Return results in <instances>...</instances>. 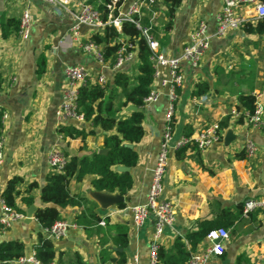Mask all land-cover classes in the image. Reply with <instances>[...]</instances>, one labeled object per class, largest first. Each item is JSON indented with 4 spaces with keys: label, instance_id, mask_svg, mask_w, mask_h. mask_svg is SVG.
Returning <instances> with one entry per match:
<instances>
[{
    "label": "crops",
    "instance_id": "1",
    "mask_svg": "<svg viewBox=\"0 0 264 264\" xmlns=\"http://www.w3.org/2000/svg\"><path fill=\"white\" fill-rule=\"evenodd\" d=\"M132 1L127 0L124 8L127 9ZM84 4H88V0H70L65 8L44 0H0V107L9 114V120L1 126L5 158L0 167V182L5 188L13 178L23 180L18 186L21 194L17 205L25 215L32 205L37 210L47 206L41 200V189L53 173L48 163L53 149L79 158L104 150L105 133L99 130L96 136L88 137L86 145L80 139L64 140L58 134V127L63 125L58 122L57 111L66 84V68L83 66L92 77L102 74L107 80L115 73L86 55L78 45V41L87 42L97 33L85 26L77 36L72 31L73 14ZM157 5L159 16L154 36L160 51L178 56L200 21L207 24L210 34L216 32L223 2L181 0L169 27L165 6L161 0ZM27 9L32 15L30 38L23 40L19 32L5 38L2 24L8 20L20 21ZM237 13L247 18L243 28L213 38L196 69L188 65L182 67L184 83L178 89L175 103L174 142L184 136H196L202 129L220 124L228 116L230 125L222 129V140L207 150L186 147L170 155L163 198L173 204L176 222L163 233L161 248L167 253L166 257L174 255L178 239L190 252L188 235L198 232L201 222L209 221L225 225L230 238L224 243V255L212 257L207 264H264V216L254 213L244 218L241 213L247 199L264 196V129L250 127L246 122L238 123L231 115L233 109L238 110L242 95L263 94L264 104V37L246 29L247 25L255 27L257 24L254 7L239 8ZM41 55L46 65L38 76ZM128 69V65L123 68ZM165 77L167 71L162 70L161 78ZM160 80H155L152 88L160 90ZM204 82L209 85V91L195 96L196 86ZM162 93L155 104L144 107V137L132 145L138 154V163L129 171L133 186L124 196L129 201L123 203L125 207L117 205L104 212L90 196V192L95 191L92 187L94 177L87 176L82 181L74 178L70 191L86 203L81 208L61 209L63 220L76 224L77 228L53 242L61 257L52 264H118L121 256L126 259L124 264H149L154 220L151 218L137 228L131 208L147 201L169 107L167 90ZM66 124L79 128L86 125ZM229 129L236 139L227 146L225 137ZM247 139L258 148L253 158H247L244 152ZM30 183H36L37 188L31 194L33 203L28 206L22 200ZM1 213L0 205V216ZM95 215L100 222H95ZM24 220L7 228L0 240L24 242L26 256H29L35 251L37 234L42 228L35 219L30 224H25ZM208 246L204 240L195 251Z\"/></svg>",
    "mask_w": 264,
    "mask_h": 264
},
{
    "label": "trees",
    "instance_id": "2",
    "mask_svg": "<svg viewBox=\"0 0 264 264\" xmlns=\"http://www.w3.org/2000/svg\"><path fill=\"white\" fill-rule=\"evenodd\" d=\"M264 2V0H261ZM165 6V16L171 25L176 10L181 4V0H161ZM110 0H88V4L107 21V5ZM158 5H156L157 8ZM145 24L148 23L144 19ZM167 27V28H168ZM249 33H256L264 37V18L258 19L256 26L247 25ZM20 21L8 20L2 24V35L7 38L19 32ZM154 33V29H153ZM91 41L101 46L104 61L111 67L116 62L122 47L127 52H134L135 58L127 71L120 70L114 73L104 85H99L91 79L80 87L77 102L78 112L83 115L86 125L77 127L73 124H63L58 127V134L65 139H80L84 145L87 144L88 137L96 136L97 131L105 133L103 135L102 149L106 154L95 152L91 156L79 158L76 155L65 154L67 163L61 173H51L41 189V200L46 207L40 208L35 213V220L41 226L42 232L37 234V244L35 245V257L41 264H52L60 254L56 252L55 244L46 236V231L58 221L63 220L62 208L68 206L81 208L86 200L73 195L70 191V183L75 178L82 181L87 176H93L92 187L95 191L126 196L133 186V179L130 172H119V166L134 168L138 163V154L134 148L128 145H136L144 137V107L145 100L149 97L154 84V67L151 61L152 52L144 39L142 33L133 23L125 22L121 31L114 26H105L100 32L91 37ZM46 59L43 55L38 60V76L45 70ZM132 69V71H130ZM209 91L207 83H200L196 86L195 96H203ZM133 105L142 111L126 112L128 106ZM238 110H243L238 118V123L246 121V113L252 115L255 110V96H240V106ZM230 116L221 122L220 128L229 127ZM174 126V124H173ZM1 132V126H0ZM23 182L21 178L11 179L2 192V197L6 204L14 211L25 214V211L18 207L17 198L20 196L18 186ZM37 188L36 183H30L25 190L23 203L30 206L33 203L31 195ZM125 207V204H119ZM95 222H100L98 216H94ZM224 228L225 225L213 224L209 221L200 223L198 232L188 235L190 241V252L186 246L178 239L174 246V255L166 257L167 253L163 248L159 251V264H187L191 252L203 242L207 234L213 230ZM7 227L0 225V235ZM174 252V251H172ZM173 254V253H171ZM26 256V244L19 240L2 242L0 240V264H15L19 259ZM118 264H124L126 259L121 256Z\"/></svg>",
    "mask_w": 264,
    "mask_h": 264
},
{
    "label": "built area",
    "instance_id": "3",
    "mask_svg": "<svg viewBox=\"0 0 264 264\" xmlns=\"http://www.w3.org/2000/svg\"><path fill=\"white\" fill-rule=\"evenodd\" d=\"M51 5H61L67 7L70 0H44ZM223 6L217 16V29L214 34H210L208 26L204 21H200L191 33L189 42L183 52L178 56H168L160 51L159 42L156 40L153 29L155 28L159 13L156 9L158 0H134L124 8L127 0H110L107 5L108 18L104 21L101 15L90 4H84L78 12L73 14L74 26L73 33L77 36L82 27H88L96 32H100L105 26H114L121 31L125 22L133 23L142 33L151 52V61L154 67V81L160 80V90L152 88L149 97L145 100V106L150 107L155 104L162 96L163 90H167L169 107L165 113V126L162 134L161 145L156 159V165L152 173V181L147 196V201L143 205L131 208L133 223L137 228H141L149 219L154 220V230L152 234L149 264H159V251L161 240L166 228L172 227L176 222V212L173 204L163 198L164 178L167 172L169 158L173 151L186 147H196L199 151H205L214 144L222 140V129L219 124H212L202 129L196 136L182 137L174 142V115L175 103L178 98V89L184 83L182 72L183 65H188L196 69L209 49L213 38L224 36L230 30L243 28L247 23L244 15L237 13L242 7H254L258 19L264 18V2L261 0H222ZM144 19L148 21L145 24ZM32 30V15L29 9L25 10L20 20L19 35L23 40H28ZM81 50L96 62L116 71L123 70L130 66L135 58L134 52H127L122 47L116 62L111 67L104 61L101 46L88 40L87 42L78 41ZM167 71V77L161 78V71ZM66 84L62 89V102L57 111V118L60 124L75 123L78 126L84 124V117L78 112L77 102L80 87L91 79L93 82L104 85L107 82L106 76L100 74L92 77L90 71L83 66H69L65 70ZM263 94L255 96V110L252 115L246 113V124L253 128L264 129V104L261 101ZM241 112L233 109L232 117L238 119ZM9 114L0 107V126L6 124ZM5 139L0 132V167L4 164L5 158ZM258 151L256 144L247 139L244 144V152L247 158H253ZM48 163L53 173H61L67 163V158L61 150L53 149L48 156ZM4 190L0 182V205L1 216L0 225L11 227L12 225L24 220L26 215L14 211L9 207L2 197ZM242 216L249 218L254 213L264 216V196L247 199L242 207ZM103 224V222H102ZM77 228L74 223L61 220L55 223L46 236L49 240L56 242L65 237L70 229ZM230 232L224 228L209 232L205 238L209 246L204 250L192 252L187 264H207L212 257H221L225 253L224 243L229 240ZM15 264H41L35 257V251L31 255L19 259ZM134 264H138L135 262Z\"/></svg>",
    "mask_w": 264,
    "mask_h": 264
},
{
    "label": "water",
    "instance_id": "4",
    "mask_svg": "<svg viewBox=\"0 0 264 264\" xmlns=\"http://www.w3.org/2000/svg\"><path fill=\"white\" fill-rule=\"evenodd\" d=\"M142 111V109H138L137 107L130 105L127 107L126 112H137ZM235 136L232 129H229V131L226 134L225 137V144L228 146L231 142L235 140ZM129 148H133L132 145H128ZM100 153L106 154V150H102ZM119 172H129L130 168L119 166L117 168ZM91 198L98 203L102 211H107L108 209L115 207L119 204L125 203L129 201V198H125L124 196L120 194H111L106 192H99V191H92L90 192ZM37 212L36 206L32 205L28 208L26 212V218L24 220L25 224H30L35 219V213Z\"/></svg>",
    "mask_w": 264,
    "mask_h": 264
}]
</instances>
